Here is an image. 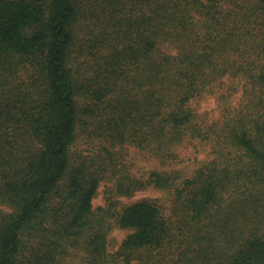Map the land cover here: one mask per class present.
<instances>
[{
	"label": "trees",
	"instance_id": "trees-1",
	"mask_svg": "<svg viewBox=\"0 0 264 264\" xmlns=\"http://www.w3.org/2000/svg\"><path fill=\"white\" fill-rule=\"evenodd\" d=\"M0 264H264V0H0Z\"/></svg>",
	"mask_w": 264,
	"mask_h": 264
},
{
	"label": "rangeland",
	"instance_id": "rangeland-1",
	"mask_svg": "<svg viewBox=\"0 0 264 264\" xmlns=\"http://www.w3.org/2000/svg\"><path fill=\"white\" fill-rule=\"evenodd\" d=\"M200 112L208 113L213 119L219 117V109L216 100L213 98L206 99L200 105ZM183 162L172 167H162L157 161L152 159H142L135 150H132L133 169L138 176L148 177L155 172L165 174L171 182L168 185L158 189H150L138 193L133 199H121L120 206L126 207L140 201H150L162 209L168 208L174 197L176 190L181 188L183 183L190 179L195 172L196 161L206 158L207 153L199 147H187L180 150ZM105 189H100L99 195L95 199V206H105L104 199ZM132 234L131 230L115 227L109 237V247L111 251H116L122 242Z\"/></svg>",
	"mask_w": 264,
	"mask_h": 264
}]
</instances>
